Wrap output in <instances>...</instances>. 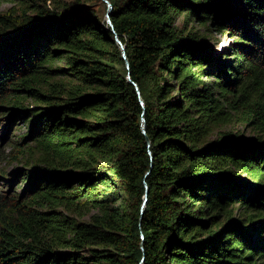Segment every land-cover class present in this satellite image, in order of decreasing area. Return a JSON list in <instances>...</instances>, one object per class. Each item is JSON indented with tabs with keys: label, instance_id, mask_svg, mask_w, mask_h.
<instances>
[{
	"label": "trees",
	"instance_id": "trees-1",
	"mask_svg": "<svg viewBox=\"0 0 264 264\" xmlns=\"http://www.w3.org/2000/svg\"><path fill=\"white\" fill-rule=\"evenodd\" d=\"M1 1L0 264H264V0H109L127 65L91 0Z\"/></svg>",
	"mask_w": 264,
	"mask_h": 264
},
{
	"label": "rangeland",
	"instance_id": "rangeland-1",
	"mask_svg": "<svg viewBox=\"0 0 264 264\" xmlns=\"http://www.w3.org/2000/svg\"><path fill=\"white\" fill-rule=\"evenodd\" d=\"M64 1H71V0H47L45 5H56L59 2H64ZM89 6L94 8V10L101 16V18H105V13H106V8H107V3L105 0H91L87 3ZM11 5L10 2L6 1H1L0 2V10L5 9ZM183 14L179 15L177 17V22L180 24L182 22ZM189 25L193 26L197 30L204 32L205 33V43H203L202 49L206 51L207 54L212 55L213 57L218 55L219 53H223L226 48H228L234 41H236L235 35H232L230 32H221L217 29H215L214 25H211L209 29H206L203 25H199L196 22H191ZM121 66V64H118ZM29 104H31V100H28ZM7 114L6 109L1 108L0 109V136H2L5 132L7 135H5V139H1L0 137V153L4 154L10 149H12V143L9 142V140H19L22 138L21 135L28 133V125L29 122L27 121L26 118H19L16 119L15 122L12 125V127H9L11 129H8L6 127H2V123L6 122L4 119H2L3 116ZM15 119V118H13ZM11 123V122H10ZM9 125V126H10ZM8 126V125H7ZM225 130H231L233 132H239L240 134L244 136H249L252 137L258 133L257 130L250 128L249 126L241 123L240 121H232L229 123H224L217 125L214 127V129L211 131L209 134L208 138H213L216 135H218L220 132H223ZM14 141V142H15ZM29 144H33L32 141H29ZM0 154V170H4L5 172L1 173L2 176H0V184L4 190H6L10 185L11 188H16L17 190H21L22 185L24 183V178L23 174L21 173V169L24 168L25 166H30L31 161H29V158H32L31 156H28L26 154L22 155L19 160H8V157L3 158L2 155ZM30 162V164L27 165V162ZM231 169L233 167L231 166ZM242 174V176H246L245 173L239 172ZM239 176H231V179H236L239 180ZM5 183L3 185L1 182ZM142 202L140 203V208L142 207ZM231 208L233 210V213L235 215H239V213H242L243 208L239 207L238 203H233L231 205ZM135 206H132V210L134 211ZM221 216V219L219 221L222 222L225 218L224 212L222 214H219ZM87 217V216H85Z\"/></svg>",
	"mask_w": 264,
	"mask_h": 264
},
{
	"label": "water",
	"instance_id": "water-1",
	"mask_svg": "<svg viewBox=\"0 0 264 264\" xmlns=\"http://www.w3.org/2000/svg\"><path fill=\"white\" fill-rule=\"evenodd\" d=\"M105 1L107 3L106 13H105L106 21H107V23L109 24L111 30L114 33L113 34V38L118 43V45L120 47V50H121V54H122L123 58L125 59V63L127 65L128 64V59H127V57L125 55V45L122 43V41L118 37L117 33L115 32V30L113 28V23H112V21H111V19L109 17L110 9L112 7L111 2L109 0H105ZM137 91H139V90L137 89ZM141 120H142V122H141L142 131L145 132V124H144V117L143 116L141 117ZM9 129H11V128H9ZM145 187H146V189H145V192H144V195H143V201H142V205H141L142 207H143L145 201L147 200V192H148V190H147V184L146 183H145Z\"/></svg>",
	"mask_w": 264,
	"mask_h": 264
}]
</instances>
